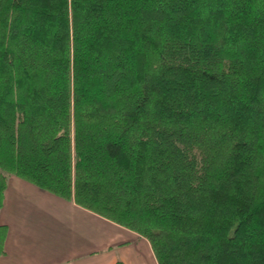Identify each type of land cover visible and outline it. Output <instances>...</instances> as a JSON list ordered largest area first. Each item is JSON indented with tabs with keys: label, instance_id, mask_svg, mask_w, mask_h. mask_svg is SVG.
<instances>
[{
	"label": "trees",
	"instance_id": "1",
	"mask_svg": "<svg viewBox=\"0 0 264 264\" xmlns=\"http://www.w3.org/2000/svg\"><path fill=\"white\" fill-rule=\"evenodd\" d=\"M13 175L159 264H264V0H0Z\"/></svg>",
	"mask_w": 264,
	"mask_h": 264
},
{
	"label": "crops",
	"instance_id": "2",
	"mask_svg": "<svg viewBox=\"0 0 264 264\" xmlns=\"http://www.w3.org/2000/svg\"><path fill=\"white\" fill-rule=\"evenodd\" d=\"M0 223L7 228L0 264H159L137 232L15 175Z\"/></svg>",
	"mask_w": 264,
	"mask_h": 264
}]
</instances>
